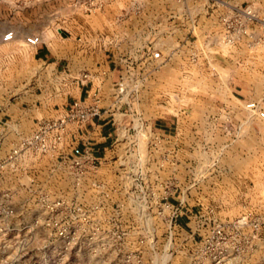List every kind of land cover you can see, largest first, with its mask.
Instances as JSON below:
<instances>
[{
  "label": "rangeland",
  "instance_id": "obj_1",
  "mask_svg": "<svg viewBox=\"0 0 264 264\" xmlns=\"http://www.w3.org/2000/svg\"><path fill=\"white\" fill-rule=\"evenodd\" d=\"M54 6L70 13L79 8L71 0L66 3L62 0L56 3L53 0H0V32L5 26L30 15H46ZM220 15L213 22L201 15L195 29L201 30L207 24L221 30L218 36L222 35ZM185 21L182 30H189L191 23ZM186 49L180 68H166L169 74L164 84L157 88L150 84L146 88L145 82L137 96L126 99L130 107L137 109L147 104L155 105L157 114L152 118L162 116L168 123L175 120L177 108L186 110L183 118L178 117L183 124H190L195 129H188L186 125L188 127L181 133L183 143L178 145L183 151L178 171L184 182H187L189 154H192L194 144L198 143L201 148L204 142L216 136L218 145L223 137L213 131V121L222 116L209 114V107L215 104L209 98L211 93L217 91L228 106H233L236 113L231 115V122L236 128L239 122H245V129L240 133L237 129L231 131V140L239 134L243 142L227 147L218 168L186 193L184 214L178 222L182 230L177 228L176 235L169 241L158 209L152 207L145 213L140 206L138 213L136 209L117 208L120 203H128L117 159L123 155L125 147L122 144L109 150L107 161L98 169L97 176L86 179H81L78 166L64 162L67 157L63 155L50 158L28 152L8 165L1 161L9 149L5 144L0 145V264H189L193 250L189 236L194 233L195 240L199 241L213 224L223 228L227 235L226 243L210 250L216 256L215 261L219 264H264V123L246 110L244 118L239 119L240 106L244 108L250 101L232 104L227 99L232 98L231 92L243 88L249 94H255L251 101L261 100L264 107V83H230L225 79L228 74L223 71L224 65L214 66L211 62L208 52L211 48L204 50L201 61L196 63L189 59L192 48ZM32 50H15L14 53L0 50L1 88L14 84V77H10L12 68L25 64ZM6 53L11 57L2 59V54ZM13 84L14 89L16 84ZM176 90H182L181 98L176 97ZM174 146L171 143L166 148L169 150ZM152 152L156 158L150 168L156 171L161 152L158 146ZM169 171L167 168L165 173ZM23 173L35 178V190L31 194L23 190L26 185L20 176ZM238 175L246 182V192L241 195L227 192L231 181L226 178L233 180ZM139 214L146 216L147 222L143 223ZM241 218L261 224L260 241L247 243L234 236L230 225ZM241 234L249 236L251 231L245 227ZM130 252L132 256L127 262L126 256Z\"/></svg>",
  "mask_w": 264,
  "mask_h": 264
},
{
  "label": "crops",
  "instance_id": "obj_2",
  "mask_svg": "<svg viewBox=\"0 0 264 264\" xmlns=\"http://www.w3.org/2000/svg\"><path fill=\"white\" fill-rule=\"evenodd\" d=\"M57 1L60 0H53L54 3ZM62 1L66 3L70 0ZM222 1L225 8L213 4L207 10L200 6L197 10L210 22L234 5L251 6L259 16L264 17V0ZM127 4L128 0H108L105 10L92 16H85L80 8L70 13L66 9L54 6L46 15H30L29 18H23L1 29L3 30L0 32L1 51L19 52L18 46L23 44L24 38L32 35L41 39V43L31 51L25 64L12 68L10 77H14L16 88H12L13 83L0 87V127L4 131L0 140L1 145L6 144L9 147L6 154L23 138L30 136L36 130L38 122L65 116L77 102L81 106H97L99 114L84 124L69 122L66 125L59 155L70 160L74 158L76 150L82 151L86 146H90L94 157L107 160L116 134L114 120L120 119L124 123L134 121L133 114L121 115L127 110V106L115 95V87L122 74L118 60L122 56H127L129 50L145 42L149 32L138 30L140 21L134 19L126 24L117 23L119 9ZM164 12L157 3L146 7V29L150 17L153 16V19L160 21L162 20L160 15ZM201 28L182 30L178 25H171L170 30H159L158 35L150 39L155 49L161 50L164 55L168 49L173 52V57L168 64L149 76L146 88L150 84H154L156 88L157 85L164 84L169 74L166 73V68L171 66L180 68L186 48L207 50L206 44L214 42L221 31L207 24ZM9 30L14 32L16 40L12 44H2L1 37ZM253 30L259 29L254 27ZM258 36L259 31L256 32V37ZM208 52L214 66L224 65L226 69L223 71L228 74L225 75L228 82L264 83V46L250 49L244 43H239L229 50L214 47ZM82 74H88L90 78L82 82ZM179 81L182 82L181 77ZM175 92L177 98L182 97V90ZM93 94H96L95 97ZM231 96L232 98L227 99L232 104L251 101L256 97L243 88L240 91L234 90ZM209 98L215 102L209 107V114L222 116L212 123L213 131L223 135L218 145L229 147L232 143L241 144L243 142L241 135L238 134V137L233 135L235 140H231L230 136L231 131L234 132L236 129L239 133L243 131L245 122H239L237 128L234 126L231 115L235 114L236 110L233 106H228L217 91L211 93ZM130 109L140 113L143 120L152 125L155 131L173 137L178 145L183 143L182 130H186L188 126V129H195L194 126L180 121L178 115L183 118L186 111L181 107L176 109L175 120L172 119L169 123L162 116L152 118L157 114L155 105L147 104L146 107L139 106L138 109L134 106ZM237 112L239 119L244 118L245 109L242 106ZM216 138L215 136L211 141L215 142ZM20 176L25 180L24 192L33 193L35 178L27 176L26 173ZM226 179L231 181L227 192L239 195L246 192V182L241 180L240 175L233 180L229 177ZM31 180L34 182L30 183Z\"/></svg>",
  "mask_w": 264,
  "mask_h": 264
},
{
  "label": "built area",
  "instance_id": "obj_3",
  "mask_svg": "<svg viewBox=\"0 0 264 264\" xmlns=\"http://www.w3.org/2000/svg\"><path fill=\"white\" fill-rule=\"evenodd\" d=\"M152 3L160 5L165 12L160 15L162 17L160 21L153 19V16L150 17L146 29V7ZM107 4L108 0H81L77 3L86 16L103 12ZM213 4L225 8L222 0H128L127 6H122L117 16V23L126 24L134 19L140 21L138 30H149L145 42L129 50L127 56H122L118 60L122 74L115 87V95L120 102L127 106V110L120 114L122 116L133 114L134 121L124 123L120 119L114 120L116 137L112 148L119 144L125 147L123 155L118 156L117 159L119 168H121L119 170L121 185L128 199L127 204L120 203L117 208L120 210L136 209L138 213L140 206H143L145 213L152 207L158 209V214L162 217L165 228L168 230L169 241L176 235V229L180 228L178 222L184 214L186 193L208 178L214 172L215 167L218 168V163H220L227 146L217 145L216 142L210 140L204 142L200 148V145L195 143L192 154H189L191 163L187 168V182L185 183V179L180 176L178 171L182 164L180 156H182L183 151L179 148L176 140L166 133L155 131L152 125L146 123L137 111H130L131 107L126 99L132 95L137 96L140 88L148 81L149 76L163 65L168 64L173 57V52L168 51V49L165 51V55L161 50L155 49L150 39L155 38L159 30H170L171 25H178L181 28L184 19L185 22L188 20L191 23L189 30H194L196 22L201 16V12L197 10L198 6L207 10ZM220 22L223 27V34L214 42H208L206 44L208 48L229 50L239 43H244L250 49L264 46V17L259 16L253 7L234 5L220 15ZM254 27L259 30H253ZM257 31L260 33L258 37H256ZM15 40L16 36L13 31H7L1 37L2 44H12ZM40 43V37L32 35L24 38L23 44L19 45L18 49L20 51L32 50ZM11 52L14 53V51ZM202 53H204L202 49H192L189 54L190 61L199 62ZM10 57L11 54H2V59L7 60ZM89 78L88 74L81 75L82 82ZM95 95L93 94V97ZM261 102V100L247 102L244 109L264 123V107ZM98 114L97 106H81L76 102L65 116L56 120L38 122L36 130L30 136L23 138L18 145H14L5 155L4 160L1 161L8 165L13 164L26 152L46 155L50 158L57 157V154L59 155L62 150L63 132L66 125L69 122L78 125L84 124ZM3 134V128L0 127V139ZM171 143H174L175 146L168 150L166 146ZM157 146L161 153L156 161L157 169L154 171L151 170L150 166L155 157L152 150ZM106 161L94 157L91 147L86 146L82 151L76 150L71 161L67 159L64 162L71 166H78L81 179H86L87 176H97L98 169ZM167 168L170 169L169 173H165ZM161 171L162 173H160ZM33 182V180L30 181V183ZM92 185L95 186V184ZM147 214L150 216L149 213ZM139 217L143 219L144 223V217L140 214ZM196 218L199 219V217H193V219ZM119 224L122 225L121 220ZM245 227L250 229L251 235L242 236L241 230ZM230 231L238 239L242 238L247 243L261 240L259 238L261 224L256 220L238 219L231 223ZM189 237L193 242L189 264H205L206 262L219 264L218 260L215 261L216 256L210 250L226 243L227 235L223 228L213 224L212 229L207 234L202 235L199 241L195 240L194 233ZM131 256V252L126 256L127 262Z\"/></svg>",
  "mask_w": 264,
  "mask_h": 264
},
{
  "label": "bare ground",
  "instance_id": "obj_4",
  "mask_svg": "<svg viewBox=\"0 0 264 264\" xmlns=\"http://www.w3.org/2000/svg\"><path fill=\"white\" fill-rule=\"evenodd\" d=\"M142 216H144V215H142ZM144 219H145V222H147V217L146 216H144Z\"/></svg>",
  "mask_w": 264,
  "mask_h": 264
},
{
  "label": "water",
  "instance_id": "obj_5",
  "mask_svg": "<svg viewBox=\"0 0 264 264\" xmlns=\"http://www.w3.org/2000/svg\"><path fill=\"white\" fill-rule=\"evenodd\" d=\"M122 89V88H121Z\"/></svg>",
  "mask_w": 264,
  "mask_h": 264
}]
</instances>
